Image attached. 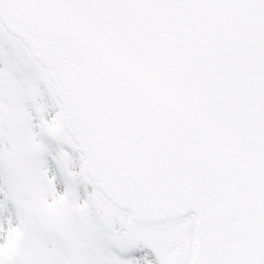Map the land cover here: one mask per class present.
<instances>
[{
    "label": "water",
    "instance_id": "water-1",
    "mask_svg": "<svg viewBox=\"0 0 264 264\" xmlns=\"http://www.w3.org/2000/svg\"><path fill=\"white\" fill-rule=\"evenodd\" d=\"M181 2L0 0V11L55 71L103 186L141 213L174 215L150 188L172 189L167 173L184 171L197 264H264V0L258 15ZM225 22L234 39L218 44Z\"/></svg>",
    "mask_w": 264,
    "mask_h": 264
},
{
    "label": "rangeland",
    "instance_id": "rangeland-1",
    "mask_svg": "<svg viewBox=\"0 0 264 264\" xmlns=\"http://www.w3.org/2000/svg\"><path fill=\"white\" fill-rule=\"evenodd\" d=\"M43 97L36 72L0 36V216L9 213L0 258L8 264H139L124 253L144 239L123 236L87 197L81 205L73 155L50 132L53 106ZM41 219L52 237L29 235L26 222Z\"/></svg>",
    "mask_w": 264,
    "mask_h": 264
},
{
    "label": "snow or ice",
    "instance_id": "snow-or-ice-1",
    "mask_svg": "<svg viewBox=\"0 0 264 264\" xmlns=\"http://www.w3.org/2000/svg\"><path fill=\"white\" fill-rule=\"evenodd\" d=\"M178 6L206 12H227L232 9H244L256 15H258L261 10L259 0H182ZM214 31L215 35L210 38L216 39V37L219 36L218 44L226 43L229 39H234V36L231 35V29L227 26V22L217 27ZM5 191H7V189H5ZM8 209L11 211L13 219H15V211L12 209L10 204L8 205ZM8 215L9 213L5 212L2 216H0V228L4 229L3 232H0V242H3L7 236V232L9 231ZM160 223L163 225L165 222L161 221ZM26 226L30 236L45 239L52 237V233L49 230L48 221L46 219H41L35 222L28 221L26 222ZM26 243L27 242H25V244ZM165 243L166 242L164 240L156 239L152 246H130L129 250L124 253V257L134 258L139 262V264H146V262L149 261L151 264H160V261L156 257L154 248L163 247L165 246ZM0 264H8V262L0 258ZM13 264H19V261L14 260Z\"/></svg>",
    "mask_w": 264,
    "mask_h": 264
},
{
    "label": "bare ground",
    "instance_id": "bare-ground-1",
    "mask_svg": "<svg viewBox=\"0 0 264 264\" xmlns=\"http://www.w3.org/2000/svg\"><path fill=\"white\" fill-rule=\"evenodd\" d=\"M4 40H5V42L9 43L10 45H13L6 38H4ZM13 47L16 48L19 52L22 53L23 58L25 59L27 64H29L30 66L34 67V65L31 63L30 56L26 55L24 53L23 49L19 45H17V46L13 45ZM79 193H80V196L83 197V194L81 192H79ZM119 219L122 220L121 218H119ZM114 220H116V217H114ZM185 226L189 227L188 236L184 239V241L178 247H176V250L188 249V254H187V257H186V262H187L190 259V257H191L192 238H193V224H192L191 220L188 219V220L184 221L183 223H180V224L176 225L173 229H176V230L183 229ZM154 236L155 235H151V238H152L151 240L152 241H155V239L153 238Z\"/></svg>",
    "mask_w": 264,
    "mask_h": 264
}]
</instances>
